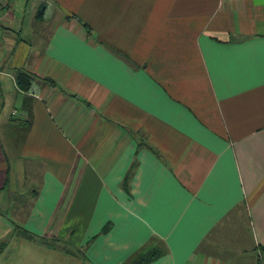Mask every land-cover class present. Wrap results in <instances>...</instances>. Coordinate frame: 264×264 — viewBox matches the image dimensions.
<instances>
[{
    "label": "crops",
    "instance_id": "1",
    "mask_svg": "<svg viewBox=\"0 0 264 264\" xmlns=\"http://www.w3.org/2000/svg\"><path fill=\"white\" fill-rule=\"evenodd\" d=\"M154 247L264 264V0H3L0 264Z\"/></svg>",
    "mask_w": 264,
    "mask_h": 264
},
{
    "label": "trees",
    "instance_id": "2",
    "mask_svg": "<svg viewBox=\"0 0 264 264\" xmlns=\"http://www.w3.org/2000/svg\"><path fill=\"white\" fill-rule=\"evenodd\" d=\"M29 79H30V75L26 74L24 71L17 72V83L19 87L22 88L23 90L28 89ZM20 232L24 236L26 235V238H28L31 241H38L43 244L49 245V242L46 239H42L41 237H38L32 233H29L26 230H22ZM160 255H161V252L158 247L150 248L144 252L139 253L136 256V258H134L132 264H147L151 262L152 260H155Z\"/></svg>",
    "mask_w": 264,
    "mask_h": 264
},
{
    "label": "built area",
    "instance_id": "3",
    "mask_svg": "<svg viewBox=\"0 0 264 264\" xmlns=\"http://www.w3.org/2000/svg\"><path fill=\"white\" fill-rule=\"evenodd\" d=\"M3 0H0V3L2 2Z\"/></svg>",
    "mask_w": 264,
    "mask_h": 264
}]
</instances>
